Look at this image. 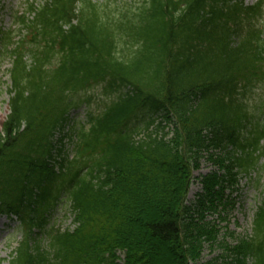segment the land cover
I'll return each instance as SVG.
<instances>
[{
    "label": "trees",
    "instance_id": "16d2710c",
    "mask_svg": "<svg viewBox=\"0 0 264 264\" xmlns=\"http://www.w3.org/2000/svg\"><path fill=\"white\" fill-rule=\"evenodd\" d=\"M263 13L264 0H143L119 11L44 0L14 13L17 28L0 30V60L11 64L0 217L21 237L5 262L199 264L218 239L206 215L239 179L257 188L264 172ZM98 86L115 99L87 131L62 135L68 111ZM203 162L216 169L189 201ZM62 204L71 229L50 223ZM218 248L205 264H264V197L249 234Z\"/></svg>",
    "mask_w": 264,
    "mask_h": 264
},
{
    "label": "rangeland",
    "instance_id": "374dc122",
    "mask_svg": "<svg viewBox=\"0 0 264 264\" xmlns=\"http://www.w3.org/2000/svg\"><path fill=\"white\" fill-rule=\"evenodd\" d=\"M44 0H0V30L6 31L12 29V20L14 13L22 12L26 3L41 4ZM99 5H106L109 9L124 10L125 8L134 9L142 3L143 0H93ZM257 0H244L245 5H252ZM264 24V13L261 18ZM11 64L7 58L0 60V126L4 121L7 110V94L6 85L8 84L7 71ZM259 91V90H258ZM90 97L91 101L88 106V112L95 116L101 114L104 109L115 99V96L105 97L103 87L98 86L85 94ZM140 127V124H138ZM263 163V161H261ZM215 167L210 163H201L200 168L193 174L194 183L190 187L188 200H192L195 193L198 192L199 186L195 181L200 177L208 175L215 171ZM254 177V175H252ZM260 183L257 188L246 178H241L238 181V190L229 193L225 191L221 204L215 208L213 215H206V220L210 221L214 229L218 232L217 242L210 250L208 247L204 249L202 258L199 264H205L224 255V252L218 248L221 244L229 247L236 245L239 239H244L250 232V223L255 211V208L264 197V172L260 174ZM68 207L65 204L60 205L51 217L50 223L55 227L63 229H71L73 227L72 218L67 211ZM15 219H7L0 217V264H7L11 249L15 243L20 241V233L17 228ZM11 246L9 247V245ZM230 258H227L229 262ZM216 264H223L219 261Z\"/></svg>",
    "mask_w": 264,
    "mask_h": 264
}]
</instances>
